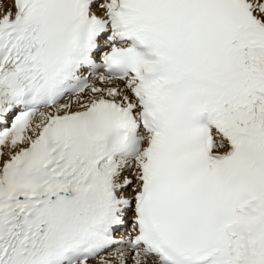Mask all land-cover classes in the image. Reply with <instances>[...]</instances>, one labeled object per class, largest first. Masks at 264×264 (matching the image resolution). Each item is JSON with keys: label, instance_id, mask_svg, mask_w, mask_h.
<instances>
[{"label": "snow or ice", "instance_id": "snow-or-ice-1", "mask_svg": "<svg viewBox=\"0 0 264 264\" xmlns=\"http://www.w3.org/2000/svg\"><path fill=\"white\" fill-rule=\"evenodd\" d=\"M0 264H264V0H0Z\"/></svg>", "mask_w": 264, "mask_h": 264}]
</instances>
